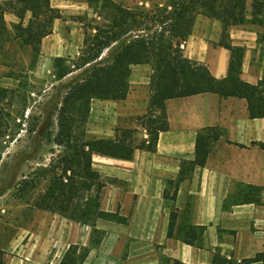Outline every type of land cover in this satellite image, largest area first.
I'll return each mask as SVG.
<instances>
[{
  "label": "crops",
  "instance_id": "obj_1",
  "mask_svg": "<svg viewBox=\"0 0 264 264\" xmlns=\"http://www.w3.org/2000/svg\"><path fill=\"white\" fill-rule=\"evenodd\" d=\"M6 1L0 0V6ZM52 3L60 13L67 5ZM3 18L12 37L0 40V77L7 66L16 69L6 62L3 50L17 48L18 42L32 51L10 30L19 18L9 10L3 11ZM73 25L63 17L55 18L39 51L51 60L79 52L81 41L75 42L77 28ZM220 30L219 21L198 15L191 35L182 44L184 55L205 64L216 78L226 75L229 61V51L218 45ZM249 62L246 49L240 76L256 84L264 72ZM149 74V65H132L124 99L93 98L86 133L112 137L117 127L136 128L146 137L136 119L147 110ZM165 111L168 129L159 133L154 152L136 149L131 159L92 156V168L105 182L100 210L123 217L124 222L98 218L93 225H85L44 212L35 229L1 247L4 264H59L71 246L86 252L77 264H211L214 254L240 262L260 252L255 247L261 243L257 244L250 228L252 222L255 228H264V149L260 146L264 143V117L250 118L242 98H221L214 93L167 99ZM207 126L218 127L220 138L211 147L205 165L194 167L180 181L174 198L168 197L172 194L169 182L176 180L183 161L193 160L196 134ZM235 184L243 188L233 194ZM165 193L169 195L165 197ZM235 198L242 199L228 205L229 199ZM189 225L205 226L197 244H186L174 236L176 230ZM169 229L172 237H167ZM230 229L249 231L243 236L244 245L229 243Z\"/></svg>",
  "mask_w": 264,
  "mask_h": 264
},
{
  "label": "trees",
  "instance_id": "obj_2",
  "mask_svg": "<svg viewBox=\"0 0 264 264\" xmlns=\"http://www.w3.org/2000/svg\"><path fill=\"white\" fill-rule=\"evenodd\" d=\"M51 1L7 0L4 7L0 6V40H7L10 35L3 18L6 8L19 18L13 28L14 36L37 52L41 39L51 32L53 20L60 17ZM247 1L165 0L150 7H129L114 0H87L96 15L93 24H88L93 32L84 33L77 56H56L52 60L56 79L76 74L64 85L66 90L59 105L50 109L37 130V135L41 139L48 136L59 152L46 166L36 168L33 176L18 183V190L24 198L40 180L45 181L30 206L85 225H93L98 218L124 222L123 217L100 210V192L105 182L93 170L92 156L131 159L136 149L154 152L159 133L168 129L167 99L202 93H214L221 98L238 97L245 100L250 118L264 117V76L256 84L244 81L240 75L245 49L227 40V28L246 21ZM250 1V23L261 27L260 36L264 40V0ZM27 14L29 17L23 25ZM198 15L217 19L222 25L218 45L229 51L224 77L216 78L205 64L183 53L182 44L191 35ZM137 64L150 67L147 110L136 119L137 124L146 130V137L138 139L139 130L136 128L118 127L112 137H88L86 122L91 100L124 99L129 89L131 66ZM3 96L5 90L0 88V101ZM51 126H55L52 136L49 132ZM220 132L216 126L203 127L197 132L194 158L181 163L176 180L169 182L172 194L165 193V197L174 198L180 181L194 167L205 165ZM260 146L264 149V143ZM255 189L261 191L260 187ZM174 220L175 214H172L171 227ZM204 229L205 226L189 225L176 230L174 236L194 245L200 241ZM172 236L169 229L167 237ZM85 254V251L77 252V247L71 246L59 264H77ZM262 258L263 253L258 252L236 262L214 254L211 264H250ZM0 264H4L1 249Z\"/></svg>",
  "mask_w": 264,
  "mask_h": 264
},
{
  "label": "rangeland",
  "instance_id": "obj_3",
  "mask_svg": "<svg viewBox=\"0 0 264 264\" xmlns=\"http://www.w3.org/2000/svg\"><path fill=\"white\" fill-rule=\"evenodd\" d=\"M114 1L129 7L136 5L150 7L165 2V0ZM52 2L67 4L62 9L63 13H60L56 7L54 8L58 10L60 18L63 17L70 24L74 23L73 28H77L75 42L81 41L82 48L84 33L93 32L88 28V24H93L92 20L96 18L93 6L89 5L87 0H52ZM250 2L248 0L246 5V21L228 27L227 40L232 45H239L244 47L245 50H249L250 65H255L264 72V40L260 36L261 27L250 23ZM4 11L8 12L6 8ZM10 30L14 32L13 28ZM221 32L222 25L219 41ZM11 37L12 33L8 35L7 40ZM3 52L5 53L6 62L13 63L16 69L14 71L7 66L4 76L0 77V88L5 90V96L0 101V249L8 240L24 235L27 230H33V227L35 229V224L39 223L38 221L46 212L30 206L37 192L43 189L45 181L40 180L34 190L24 198L18 190V183L25 177L33 176L36 168L46 166L51 158L59 152V148L52 143L51 139H48V136L41 139L42 137L37 135V130L50 109L52 107L54 109L55 105H59L58 102L66 90L64 85L76 74L74 72L62 79H56L52 69L54 57L51 60V57L45 56L39 50L36 52L26 47L23 48L18 42L17 48L10 47L3 50ZM78 54L79 52H75L63 57L73 58ZM262 76H264V73ZM54 117L53 115L52 119L55 122ZM54 130L55 126H51L49 129L50 135ZM86 135L92 137L91 134L86 133ZM140 137H142V134L138 131L137 138ZM242 188V185L235 184L233 194L242 190ZM240 199L242 198H237L236 201ZM231 202L235 201L229 199L228 205ZM46 213L53 215L49 212ZM58 220H61V217ZM250 229L251 233L257 236V244L261 243V247L256 245L255 248H260V252L263 253L262 260L255 264H264V228H255L252 222ZM247 232L249 234L248 230L245 232L241 229L238 232L230 229L229 243H239V246L244 245L243 236ZM238 240H241V242H238ZM90 247L86 246L85 248ZM229 252H231L230 256L233 255L231 249Z\"/></svg>",
  "mask_w": 264,
  "mask_h": 264
}]
</instances>
